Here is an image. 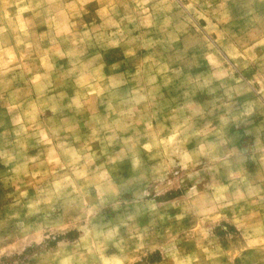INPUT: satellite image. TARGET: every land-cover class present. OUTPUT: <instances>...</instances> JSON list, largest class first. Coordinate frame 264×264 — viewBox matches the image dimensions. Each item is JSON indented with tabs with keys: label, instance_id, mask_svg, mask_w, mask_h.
<instances>
[{
	"label": "rangeland",
	"instance_id": "obj_1",
	"mask_svg": "<svg viewBox=\"0 0 264 264\" xmlns=\"http://www.w3.org/2000/svg\"><path fill=\"white\" fill-rule=\"evenodd\" d=\"M0 264H264V0H0Z\"/></svg>",
	"mask_w": 264,
	"mask_h": 264
}]
</instances>
